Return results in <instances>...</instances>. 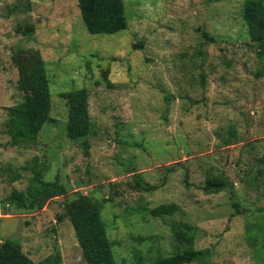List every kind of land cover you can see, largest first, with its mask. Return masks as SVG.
<instances>
[{
  "label": "rangeland",
  "instance_id": "rangeland-1",
  "mask_svg": "<svg viewBox=\"0 0 264 264\" xmlns=\"http://www.w3.org/2000/svg\"><path fill=\"white\" fill-rule=\"evenodd\" d=\"M28 1L0 0V245L87 264L64 216L80 193L102 204L117 264L187 249L206 251L190 264H264V51L246 0H124L127 30L96 35L78 0ZM39 79L52 121L17 144L10 110ZM83 88L92 131L72 141L61 95ZM214 177L224 191L204 190ZM39 179L65 194L34 210L9 200L36 194ZM184 225L191 243L172 232Z\"/></svg>",
  "mask_w": 264,
  "mask_h": 264
},
{
  "label": "trees",
  "instance_id": "trees-1",
  "mask_svg": "<svg viewBox=\"0 0 264 264\" xmlns=\"http://www.w3.org/2000/svg\"><path fill=\"white\" fill-rule=\"evenodd\" d=\"M29 4V1L27 0ZM82 20L90 34H116L128 28V18L124 0H78ZM244 20L248 34L253 42L259 43L264 51V3L261 0H246L244 4ZM207 36V35H206ZM262 72V71H260ZM34 98L20 107L12 108L11 120L8 123L9 132L17 144L24 141H36L43 126L51 122V93L43 80L35 82ZM61 97L68 105L67 136L72 141L87 138L92 131V121L89 112V91L85 88L63 93ZM234 136V135H233ZM85 148L89 143L84 141ZM264 168V160L261 163ZM40 180V179H39ZM227 188V183L221 177L206 181V192H221ZM154 186L147 188L154 190ZM65 194V188L57 181L40 180L36 194L13 193L10 201L19 209L34 210L41 208L55 197ZM102 204L95 199L84 197L80 193L66 204L64 216L67 217L76 234L82 254L87 264H117L113 254V244L108 236L107 227L101 217ZM144 212V211H143ZM149 212V211H148ZM187 231L196 230L184 225L173 227L176 239L191 243L193 236ZM206 251L187 249L182 253L160 258L153 264H190L203 258ZM61 264L60 255L49 257L46 261L35 263L22 250L20 243L7 239L0 245V264Z\"/></svg>",
  "mask_w": 264,
  "mask_h": 264
}]
</instances>
